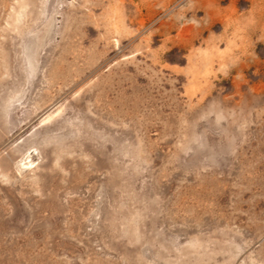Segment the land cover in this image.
Wrapping results in <instances>:
<instances>
[{"label": "rangeland", "instance_id": "obj_1", "mask_svg": "<svg viewBox=\"0 0 264 264\" xmlns=\"http://www.w3.org/2000/svg\"><path fill=\"white\" fill-rule=\"evenodd\" d=\"M0 264H264V0H0Z\"/></svg>", "mask_w": 264, "mask_h": 264}]
</instances>
